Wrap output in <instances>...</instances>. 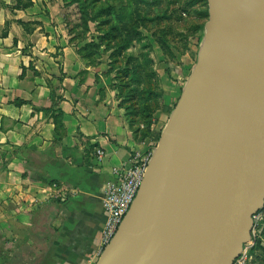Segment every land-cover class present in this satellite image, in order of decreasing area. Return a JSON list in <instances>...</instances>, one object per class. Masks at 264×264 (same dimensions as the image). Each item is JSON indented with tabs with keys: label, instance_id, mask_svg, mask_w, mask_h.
I'll use <instances>...</instances> for the list:
<instances>
[{
	"label": "crops",
	"instance_id": "crops-1",
	"mask_svg": "<svg viewBox=\"0 0 264 264\" xmlns=\"http://www.w3.org/2000/svg\"><path fill=\"white\" fill-rule=\"evenodd\" d=\"M31 1L0 0V264H97L104 189L145 141L109 61L71 41L51 0Z\"/></svg>",
	"mask_w": 264,
	"mask_h": 264
},
{
	"label": "water",
	"instance_id": "water-1",
	"mask_svg": "<svg viewBox=\"0 0 264 264\" xmlns=\"http://www.w3.org/2000/svg\"><path fill=\"white\" fill-rule=\"evenodd\" d=\"M208 2L211 117L200 166L184 182L174 211L175 264H234L251 241L254 214L264 208V0ZM142 188L137 206L148 194ZM165 192L149 202L141 241L118 264L141 256ZM106 250L97 264H105Z\"/></svg>",
	"mask_w": 264,
	"mask_h": 264
},
{
	"label": "rangeland",
	"instance_id": "rangeland-1",
	"mask_svg": "<svg viewBox=\"0 0 264 264\" xmlns=\"http://www.w3.org/2000/svg\"><path fill=\"white\" fill-rule=\"evenodd\" d=\"M50 4L56 7L58 20L82 52L91 58L104 57L109 61L122 102L132 107L136 105V110L142 113L137 127L142 132L145 149L138 153L150 160L142 188L148 193V203L135 220V230L128 237L126 248L141 239L150 216L148 204L165 189L161 174L150 186L145 185L148 169L193 71L197 64L199 66L200 54L207 47L204 43L209 2L51 0ZM173 204L170 200L166 216L170 222L174 221L176 210ZM260 211L264 213V209ZM35 243L36 249L42 250L41 242ZM108 246L101 242V249ZM99 254L100 259L102 250ZM241 256L246 264H264V216L254 223L251 241L245 245Z\"/></svg>",
	"mask_w": 264,
	"mask_h": 264
},
{
	"label": "bare ground",
	"instance_id": "bare-ground-1",
	"mask_svg": "<svg viewBox=\"0 0 264 264\" xmlns=\"http://www.w3.org/2000/svg\"><path fill=\"white\" fill-rule=\"evenodd\" d=\"M207 54L208 45L201 53L202 64L197 67L198 73L192 82L189 81L190 85L188 83L186 86L183 99L173 112L161 139L160 148L148 169L145 185L150 186L154 178L161 174L166 192L160 203L158 216L154 220L155 229L149 239L145 240L141 256L132 264H175L176 262V248L172 244L175 238V220L170 222L166 216L170 211L168 210L170 200H173L177 207L184 182L200 166L202 160L203 138L211 117L209 103L212 79L209 62H206ZM147 198L148 194H145L140 205L137 206V203L133 205L116 239L107 247L105 264H118L128 252V248H125L127 239L135 230V220L148 203Z\"/></svg>",
	"mask_w": 264,
	"mask_h": 264
},
{
	"label": "built area",
	"instance_id": "built-area-1",
	"mask_svg": "<svg viewBox=\"0 0 264 264\" xmlns=\"http://www.w3.org/2000/svg\"><path fill=\"white\" fill-rule=\"evenodd\" d=\"M95 157L98 163H101L105 157L104 150H96ZM149 162L147 156L135 153L128 166L113 169L111 180L104 189L102 200L106 214L101 237L104 246H108L113 241L131 210L144 182ZM263 216L264 213L261 211L254 214V223ZM234 264H246L244 256L238 258Z\"/></svg>",
	"mask_w": 264,
	"mask_h": 264
},
{
	"label": "trees",
	"instance_id": "trees-1",
	"mask_svg": "<svg viewBox=\"0 0 264 264\" xmlns=\"http://www.w3.org/2000/svg\"><path fill=\"white\" fill-rule=\"evenodd\" d=\"M15 2H16V6H15L14 9H17V10H20V9H28L29 7H32L33 6V2L31 0H15ZM3 37H7V33H4L3 34ZM122 49L127 50L128 47H123ZM111 68H112V71L115 72L112 66H111ZM126 72L127 71H125L124 73H126ZM118 92H119V98L121 100V106L126 111V117H127L128 122L130 124V127L133 128V129H135L136 132H139L140 129L137 126H138V124H139V122L141 120V117L140 116H141L142 113H139L136 110V109H138L136 105H133V107H132V106H128L126 103L122 102L124 100H122V98L120 97L121 91L119 89H118ZM141 134H142V132H141ZM27 248H29V246H27ZM105 249L106 248H103L102 249V253L105 251ZM19 252H20V250H19ZM22 252H23V250H22ZM42 255H44V254H42ZM18 261L20 262V264H28L27 261L24 260L23 257L20 258V256L18 257Z\"/></svg>",
	"mask_w": 264,
	"mask_h": 264
}]
</instances>
